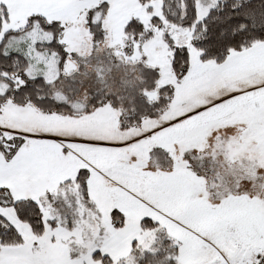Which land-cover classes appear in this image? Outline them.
Instances as JSON below:
<instances>
[{
    "label": "snow or ice",
    "instance_id": "6c2138e0",
    "mask_svg": "<svg viewBox=\"0 0 264 264\" xmlns=\"http://www.w3.org/2000/svg\"><path fill=\"white\" fill-rule=\"evenodd\" d=\"M250 142L264 0H0V264H264Z\"/></svg>",
    "mask_w": 264,
    "mask_h": 264
},
{
    "label": "rangeland",
    "instance_id": "374dc122",
    "mask_svg": "<svg viewBox=\"0 0 264 264\" xmlns=\"http://www.w3.org/2000/svg\"><path fill=\"white\" fill-rule=\"evenodd\" d=\"M237 134H238V129L234 128L232 130L231 135H237ZM242 155H244L246 158H255L260 162H264V151L257 150L256 144L252 142L246 145ZM258 172L264 173V165L258 168Z\"/></svg>",
    "mask_w": 264,
    "mask_h": 264
},
{
    "label": "trees",
    "instance_id": "16d2710c",
    "mask_svg": "<svg viewBox=\"0 0 264 264\" xmlns=\"http://www.w3.org/2000/svg\"><path fill=\"white\" fill-rule=\"evenodd\" d=\"M157 247H159V252L156 256V260H163L168 251L167 245L163 243V236L160 237V240L157 243ZM134 255L138 257L139 252H135Z\"/></svg>",
    "mask_w": 264,
    "mask_h": 264
}]
</instances>
